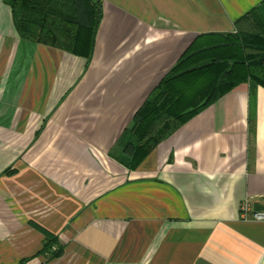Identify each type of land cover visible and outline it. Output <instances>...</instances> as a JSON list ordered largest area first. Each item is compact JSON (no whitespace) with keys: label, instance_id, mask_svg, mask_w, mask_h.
<instances>
[{"label":"crops","instance_id":"0c3cea01","mask_svg":"<svg viewBox=\"0 0 264 264\" xmlns=\"http://www.w3.org/2000/svg\"><path fill=\"white\" fill-rule=\"evenodd\" d=\"M89 62L0 0V264H264V88L242 84L137 165L118 140L196 37L263 0H95ZM57 240L43 252L48 238Z\"/></svg>","mask_w":264,"mask_h":264},{"label":"trees","instance_id":"16d2710c","mask_svg":"<svg viewBox=\"0 0 264 264\" xmlns=\"http://www.w3.org/2000/svg\"><path fill=\"white\" fill-rule=\"evenodd\" d=\"M13 24L25 40L83 57L93 56L103 17L95 0H9ZM242 84L264 88V0L234 23L231 33L199 35L135 113L117 146L135 168L176 130ZM48 238L43 252L53 250Z\"/></svg>","mask_w":264,"mask_h":264},{"label":"built area","instance_id":"2783aa9c","mask_svg":"<svg viewBox=\"0 0 264 264\" xmlns=\"http://www.w3.org/2000/svg\"><path fill=\"white\" fill-rule=\"evenodd\" d=\"M240 219L244 222H264V210H254L251 202L246 199L240 205Z\"/></svg>","mask_w":264,"mask_h":264}]
</instances>
